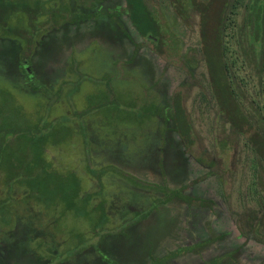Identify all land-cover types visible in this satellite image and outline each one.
<instances>
[{
	"label": "rangeland",
	"instance_id": "obj_1",
	"mask_svg": "<svg viewBox=\"0 0 264 264\" xmlns=\"http://www.w3.org/2000/svg\"><path fill=\"white\" fill-rule=\"evenodd\" d=\"M99 1L81 4L99 13L111 8L117 22L55 32L33 56L30 68L47 90L23 76L29 63L17 66L6 39L13 34L8 23L20 34L45 17H30L35 0L22 11L7 4L12 17L0 24V198L12 202L0 211V264L29 263L27 252L4 242L19 226V234L42 228L46 236L31 245L43 260L57 248L61 264H151L214 235L210 246L169 264H203L238 249L243 264H264V243L249 226L250 216L264 222V164L246 133L264 134L263 77L254 69L264 64V0H240L236 26L221 36L223 54L213 28L221 0ZM201 2L211 4L206 38L195 19ZM139 44L141 58L130 61ZM235 57L240 64L232 67ZM177 167L182 181L173 178ZM165 178L170 188L191 184L186 194L212 208L174 200L147 217L162 194L144 183ZM8 181L32 183L31 197L19 186L3 195ZM90 244L103 251H79Z\"/></svg>",
	"mask_w": 264,
	"mask_h": 264
},
{
	"label": "trees",
	"instance_id": "obj_2",
	"mask_svg": "<svg viewBox=\"0 0 264 264\" xmlns=\"http://www.w3.org/2000/svg\"><path fill=\"white\" fill-rule=\"evenodd\" d=\"M28 0H0V24H2L1 22H5V20H9L12 17L11 13H8L7 11V4H11L13 2H15V7H19L20 6V11H22L23 9L27 8L26 2ZM67 1V2H66ZM212 1L215 0H210V3ZM35 7L31 10V18H35V17H39L41 15H44L45 20L43 23H38L39 25H42L41 27H39L38 24H35V27L33 25V23L31 22V24H29V30L27 29L23 30V33H18V29L17 26H13L10 25L8 23V31L12 32V36H8L6 39L11 40V44L13 45L14 51H15V55L14 56V61L17 63V66H19L21 68V64L24 61V63L26 61H28V66L30 68L31 66V62H32V58L33 56L38 52V49L41 50L42 46L45 43V39L49 38L53 35V33H57L61 30L67 29L68 27L70 28L71 26H80L81 24H83L84 22L93 20V19H99V18H105V17H109L110 20H114L115 22L118 21V13L116 11H112V10H107L104 8H101V12H98V9L96 5H88V4H81V0H35ZM64 3H67V7L68 10H65V12H63V5ZM103 0L98 2L99 6H103L102 5ZM203 2H201L200 5H198V13L197 16L195 17V19H199V29H200V36L203 38H206L205 35H207V30H206V19H207V13H208V7H211V4H202ZM48 4V5H46ZM240 4V0H221V6L219 7V11H221V15H219V20L218 23H214L213 24V28H215V36L217 37L216 40L219 42V47L222 51L223 54V49L221 48V43L220 40L222 39V37H224V35L226 34L227 31H229L230 29H232L233 26H236V10L238 9ZM115 9V8H114ZM17 11V12H20ZM16 12V13H17ZM113 12V14H112ZM108 14V15H107ZM107 15V16H105ZM112 15V16H110ZM221 16V17H220ZM53 18V21L51 22ZM145 18V16H144ZM194 19V20H195ZM2 20V21H1ZM193 22H191L189 24V28L192 27ZM116 25V24H115ZM218 27V28H216ZM37 29H39L40 33H37ZM151 28H148V30ZM263 29V28H262ZM143 31L142 35L147 36V32ZM55 33V34H56ZM18 34V35H17ZM222 36V37H221ZM4 39V38H3ZM215 40V38H214ZM215 40V41H216ZM139 48H136V52H138L141 48V45L139 44ZM264 53V51H263ZM221 55V54H220ZM224 56V55H223ZM221 59V65H222V69L227 71V66L224 65L223 62V58L222 56H220ZM172 64V63H171ZM188 64V63H187ZM186 64V65H187ZM239 65L240 61L239 59H237L235 57L233 63L231 64V66L233 67L234 65ZM27 66V64H26ZM185 66V65H184ZM186 67V66H185ZM246 67L242 65V68ZM255 71H258L257 74H261L262 78V87H264V75H262V73L264 72V64L260 63L258 65H255ZM239 70V69H238ZM228 72V71H227ZM23 73V76L27 75V79H35L36 81L34 82L37 86V88H47L43 83H41L40 81H38L36 79L35 74L33 73V70L30 68L29 69V73L28 71L25 69ZM26 73V75L24 74ZM47 90V89H46ZM178 92V91H177ZM261 111L264 113V107L261 108ZM248 131V132H247ZM243 132H244V128H243ZM246 133H248L247 136L248 139L251 141L250 143V147H254V149L257 150L258 154H259V162L260 164H264V134H257V132L255 134H251L249 133V129L246 130ZM252 145V146H251ZM23 163V162H20ZM19 163V164H20ZM19 164L17 163V165L19 166ZM25 165H27V163H23ZM14 162L10 160L9 162V168H11V174L13 175L14 173L12 172L14 167ZM213 173H216L215 170H211L207 173V175H204L203 177H201L200 180H206L208 176L213 175ZM13 182V181H12ZM11 181H8V183H4V190H3V195L6 194L8 196L12 195V194H16V190L15 187H22L23 188V194H29V198L31 197L30 192L28 191L29 188L32 187V183H12ZM195 183H197L195 181ZM143 184V183H142ZM147 187H150L151 189H155L156 192L161 193L162 197H158L156 198L154 196V202L153 204H151L147 209H148V215L147 217L150 215V213H154L156 211V209L159 208V205H166L172 201H174L176 198L182 199L185 202L189 203V205L191 206H198V207H211L213 206V202L207 199H202V198H194L191 196H186L182 194L181 190L183 189H179V190H172L167 186H159L157 184H153V183H144ZM34 196V195H32ZM20 197V196H19ZM16 198V197H15ZM7 199V198H6ZM8 200V199H7ZM4 198H0V211H4V212H9V210H11V204L10 202L12 201H7ZM29 210L32 208L28 207ZM212 208V207H211ZM36 217L40 216L39 214L35 215ZM256 217V215H255ZM250 216L249 217V221H250V228L251 230L254 232V236L257 238V240H260L261 243H264V229H262L263 231L260 233H256L254 228V221L258 220V225L260 226V229L264 227V222L263 219L260 220L259 216L256 217ZM22 219H18V223L22 226V221H20ZM241 227V226H240ZM20 228V226H19ZM19 228H14V230H11L9 233L6 234L5 236V240L4 242L8 245H17L19 246L21 251L27 252L26 253V258L29 259V263L28 264H48L49 262L52 261V258H58V262L56 264H61L64 262L59 260L60 255L57 254L58 249H55V253L54 250L52 252V250H50L49 252H51V258L49 260H43V256L38 255V253H36V248L33 247L31 244V239L32 238H40V237H45L46 234L42 233L41 231H44L42 228H40L37 232H35V229H37L38 227H33L32 229L30 228V230L27 228V231L25 234H19ZM242 234L244 236H246L245 231L241 228ZM1 232V231H0ZM106 235V234H105ZM216 237L213 236L211 237L208 241L204 242V243H200L194 246H189L187 248H182L179 252L176 253H171L169 254L167 257L161 258V259H157V260H153L151 262V264H167V261L169 259L172 258H176L178 256V254L180 253H185V252H195L197 251V249L200 248H204L207 246H210L212 243H214L216 241L215 239ZM6 240H8V243L6 242ZM29 240V241H28ZM28 241V242H27ZM55 243V242H52ZM103 243V242H102ZM26 245L27 248H26ZM29 248V249H28ZM240 249H238L237 251L234 252H229L227 254H224L223 256L219 257V258H215L212 259V261L210 262H205L204 264H239L238 260H237V253ZM80 252L82 251H86L88 253L91 254V256H93L96 252L98 251H103L102 246L98 249L97 247H94L93 244L84 246L82 248H80L79 250ZM23 252V253H24ZM32 254L35 255L36 260L32 259ZM84 255V254H83ZM40 257V258H39ZM42 258V259H41ZM44 262H43V261Z\"/></svg>",
	"mask_w": 264,
	"mask_h": 264
},
{
	"label": "flooded vegetation",
	"instance_id": "obj_3",
	"mask_svg": "<svg viewBox=\"0 0 264 264\" xmlns=\"http://www.w3.org/2000/svg\"><path fill=\"white\" fill-rule=\"evenodd\" d=\"M102 5H103V3H102ZM104 9H107V10H109V9H111V8H106V7H103ZM118 8V7H117ZM105 16H107V15H105ZM90 21H94V22H96V25L100 28V24H99V22H102V25L103 26H105V28H107L108 26H111L112 24H111V20L109 19V17H105V18H99V19H93V20H90ZM105 24H107V25H105ZM102 26V27H103ZM142 49H144V47L142 46L141 48H140V50L138 51V52H136V49H135V52H134V55H133V57L130 59V61H133L134 60V58H136V59H138L140 56H141V54H142V52H141V50ZM62 56H66L67 55V53H62L61 54ZM141 58V57H140ZM35 74V73H34ZM180 166H182V165H180ZM185 167H186V165L184 164V168H183V166H182V168H183V170L185 169ZM172 173H173V178L176 180V181H182L183 179H185V177H181V175H179L180 173H181V171H179V167H177V168H173L172 169ZM171 177H172V174H171ZM167 178V177H166ZM166 178H165V180L163 179H160V181L158 180L157 182H155V183H158L157 185H159V186H164V184L167 186V187H169L168 185H167V180H166ZM147 182V181H146ZM148 183H150V182H148ZM159 183H162V185L161 184H159ZM192 183V182H191ZM153 184H154V182H153ZM184 183H175L174 185H175V187L173 188V187H169L170 189H172V190H179V189H183L184 187V190H181L182 191V194L183 195H186V196H191V195H188V194H186V190H188L189 189V186L191 185V184H186V185H183ZM186 189V190H185ZM191 197H193V196H191ZM194 198H197V197H194ZM203 199V198H202ZM175 200H181V201H183V202H185L184 200H182V199H179V198H176ZM186 204H189V203H187V202H185ZM205 207V206H204ZM135 226H137V225H135ZM210 230V232H211V228L209 229ZM212 233H213V230H212ZM215 236V235H214ZM213 237V236H212ZM4 243H1L0 244V249H2L1 248V246H4L3 245ZM183 248V247H182ZM182 248H179L178 250H172L170 253H168V255L169 254H171V253H176V252H179ZM185 248H187V247H185ZM51 250V249H50ZM234 251H237V250H234ZM234 251H230V252H234ZM52 252H53V250H52ZM54 253H55V250H54ZM187 253H190L189 251L188 252H183L182 254L180 253V255H178L177 257H179V256H181V255H183V254H187ZM227 253H229V252H227ZM226 253V254H227ZM239 253H240V250L238 251V253H237V260H238V263L239 264H243L244 262L242 261V260H240L239 259ZM167 255V256H168ZM224 255V254H223ZM222 254L221 255H218V256H216L215 258H219V257H221V256H223ZM167 256H160V257H157L156 259L155 258H152L153 260H157V259H161V258H164V257H167ZM33 257L35 258V256L33 255ZM176 257V258H177ZM215 258H213V259H215ZM173 259H175V258H172V259H169L168 261H167V264H169ZM46 261V260H45ZM210 261H212V260H210ZM210 261H207V262H210ZM205 263V262H204ZM203 263V264H204Z\"/></svg>",
	"mask_w": 264,
	"mask_h": 264
},
{
	"label": "crops",
	"instance_id": "obj_4",
	"mask_svg": "<svg viewBox=\"0 0 264 264\" xmlns=\"http://www.w3.org/2000/svg\"><path fill=\"white\" fill-rule=\"evenodd\" d=\"M206 199V198H205Z\"/></svg>",
	"mask_w": 264,
	"mask_h": 264
}]
</instances>
